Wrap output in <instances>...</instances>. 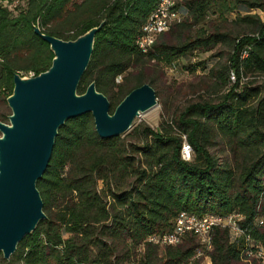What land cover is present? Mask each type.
Listing matches in <instances>:
<instances>
[{
    "label": "trees",
    "instance_id": "1",
    "mask_svg": "<svg viewBox=\"0 0 264 264\" xmlns=\"http://www.w3.org/2000/svg\"><path fill=\"white\" fill-rule=\"evenodd\" d=\"M156 2L24 0L15 10L0 6L1 121L9 113L5 97L12 74L34 75L50 64L52 52L34 26L73 39L103 20L76 92L93 80L108 99L109 112L142 82L158 96L155 67L147 62L170 64L193 48L226 46L223 59L219 51L211 54L217 58L205 74L221 84L232 78L231 70L235 76L225 92L186 103L158 130L139 124L123 136L100 137L89 112L64 120L35 182L45 217L9 258L0 255V264H200L191 234L174 245L145 239L169 229L180 209L238 213L240 232L230 240L227 228L214 227L204 253L209 264H261L255 252L264 250V83L236 86L240 73H264V19L244 13L227 23L222 15L238 4L264 10V0H181L180 19L140 51L137 42ZM215 11L218 23L208 31L187 33ZM197 65L205 68L203 60L185 67L192 71ZM136 129V140L128 139ZM181 135L192 149L187 160L179 154ZM217 138L227 144L231 160L208 150Z\"/></svg>",
    "mask_w": 264,
    "mask_h": 264
},
{
    "label": "water",
    "instance_id": "2",
    "mask_svg": "<svg viewBox=\"0 0 264 264\" xmlns=\"http://www.w3.org/2000/svg\"><path fill=\"white\" fill-rule=\"evenodd\" d=\"M102 23L73 39L34 26L33 31L52 52L50 64L34 75L12 74L11 92L5 97L7 121L0 120V254L5 259L45 217L35 182L48 162L58 126L89 112L98 136H116L131 126L135 116L157 103L154 88L147 82L131 88L111 112L108 99L93 80L81 93L76 92Z\"/></svg>",
    "mask_w": 264,
    "mask_h": 264
},
{
    "label": "rangeland",
    "instance_id": "3",
    "mask_svg": "<svg viewBox=\"0 0 264 264\" xmlns=\"http://www.w3.org/2000/svg\"><path fill=\"white\" fill-rule=\"evenodd\" d=\"M244 13H256L261 19H264V10L260 8L246 7L241 4H238L232 11L224 12L222 16L226 17L228 23L232 21L231 19L235 14L241 15ZM218 16L217 11L205 15L196 24L192 25L187 33L195 35L198 31L200 32L201 29L208 31L211 24L218 23ZM227 27L231 28L233 27V24H228ZM236 28H238V26L235 27V29ZM239 28L245 27L240 26ZM225 50L226 46L222 44H214L209 49L204 47L193 48L189 52L174 59L170 64L148 61V66L155 67L154 84L158 91V96H156L157 103L135 116L132 120L131 126L119 135L123 136L126 132L130 131L132 126H138L139 124L148 126L153 130H158L161 121L163 124L168 122L170 116L182 108L186 103L201 98L214 99L221 93L225 92L235 81V76L233 79L228 77V79L225 80V84H221L205 74L206 68L217 58L216 56H211V54L219 51L221 59H223L224 57L222 56L225 55ZM200 60L204 61V69H201L199 65H197L192 71L185 67L188 63H194ZM19 74L22 76H29L31 75V72L20 71ZM115 80H119V76H117ZM246 83L251 86L263 84L264 73L256 71L240 73L236 88L239 89L240 86ZM7 110L9 111L8 106ZM170 129L175 130L173 126H171ZM136 131L137 129L130 133L127 138L130 140H136ZM181 138L182 140H185L183 135H181ZM207 148L218 159L226 158L231 160L230 150L222 138H217ZM190 151L189 158L192 156V149ZM237 234L231 232L229 234V239L232 240ZM241 241L243 242L242 239ZM198 257L200 264H209V258L205 253L199 254ZM259 262L264 264V256L259 259Z\"/></svg>",
    "mask_w": 264,
    "mask_h": 264
},
{
    "label": "built area",
    "instance_id": "4",
    "mask_svg": "<svg viewBox=\"0 0 264 264\" xmlns=\"http://www.w3.org/2000/svg\"><path fill=\"white\" fill-rule=\"evenodd\" d=\"M24 0H0V6L15 10L21 6ZM168 3H175L174 0H157L151 11L145 18L144 27L145 35L139 39L138 49L143 51V43H151V37L154 30H166L174 19L172 10H168ZM179 4L176 3V9H179ZM232 79L234 73L231 70ZM190 146L184 145L183 140L180 143L179 154L184 160L190 157ZM239 214L236 212H227L223 214H204L195 213L188 210H178L172 218V223L169 229L156 233L153 237H146V240L160 245L162 243L176 244V240L182 239L185 235H193L198 246L195 249V256L204 253L211 248V235L214 227H225L228 233L237 234L240 232L236 219ZM255 255L263 257L264 250L258 248Z\"/></svg>",
    "mask_w": 264,
    "mask_h": 264
},
{
    "label": "bare ground",
    "instance_id": "5",
    "mask_svg": "<svg viewBox=\"0 0 264 264\" xmlns=\"http://www.w3.org/2000/svg\"><path fill=\"white\" fill-rule=\"evenodd\" d=\"M181 0H174L175 3H168V10H172V16L173 17H180L179 13H178V10H176V3L180 2ZM179 19H174L172 21L175 22V21H178ZM164 30H154L153 33H152V37H151V43H143V51H146L147 48L153 43L154 41V38L157 34H159L160 32H162ZM145 35V27L143 26V29H142V35L140 36L139 39H141L143 36ZM139 39H138V42L137 44L139 45ZM184 145H188L186 142H183ZM180 241V239L176 240V243H178ZM152 242V241H151ZM161 245H174V244H171V243H162L160 244Z\"/></svg>",
    "mask_w": 264,
    "mask_h": 264
}]
</instances>
